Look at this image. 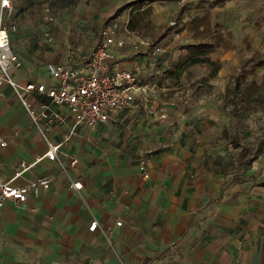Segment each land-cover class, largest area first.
Instances as JSON below:
<instances>
[{
  "label": "crops",
  "instance_id": "1",
  "mask_svg": "<svg viewBox=\"0 0 264 264\" xmlns=\"http://www.w3.org/2000/svg\"><path fill=\"white\" fill-rule=\"evenodd\" d=\"M12 1L8 22L16 27L25 10L17 7L21 0ZM210 1L197 7L191 0L151 2L150 24L157 34L172 16L183 23L155 43L125 28L129 7L123 8L126 43L111 52L117 69H136L140 83L155 89L149 114L136 94L132 108L110 112L95 128L78 125L63 142L72 125L66 106L50 104L68 118L42 134L12 88L0 87L1 176L18 186L48 181L25 202L7 199L0 206V264H264V184H253L252 177L261 154L250 164L239 163L229 180L222 169L234 154L228 150L237 147L223 139L225 88L248 50L264 53V0H219L208 8ZM69 6L48 8L53 17L62 16V24H55L64 35L60 41L40 39L44 62L29 53L31 39H19L24 45L14 52L21 67L12 70L18 85L54 84L46 62L66 63L69 44L93 48L99 29L87 28L85 18L69 27ZM206 9L211 24L223 27L228 47L207 55L219 63L213 75L203 64L184 61V45L192 42L184 25ZM46 140L61 143L65 170L43 157ZM140 159L147 160L143 169ZM22 161L33 165L18 174ZM71 181H80L81 188L70 187ZM94 219L100 228L89 230Z\"/></svg>",
  "mask_w": 264,
  "mask_h": 264
},
{
  "label": "built area",
  "instance_id": "2",
  "mask_svg": "<svg viewBox=\"0 0 264 264\" xmlns=\"http://www.w3.org/2000/svg\"><path fill=\"white\" fill-rule=\"evenodd\" d=\"M12 15L13 1L0 0V87L9 85L12 88L31 123L42 134L46 127L65 123L68 118V115L53 110L50 104L67 107L72 125L63 142L69 139L78 125L95 128L108 120L110 112L132 108L136 94L141 95L144 112L147 114L152 112L149 103L155 96V89L140 83L136 69H117L115 66L111 47H123L126 43L125 38L117 37L119 29L116 23L108 24L99 31L91 50L85 51L79 45L69 44L66 63L46 62L45 70L49 77L55 80L54 84L28 81L18 85L12 77V70L21 67V60L10 43V32L16 29L14 24L8 22ZM45 15L51 19L48 8L45 9ZM42 99H47V102ZM46 143L47 150L43 157L60 162L58 149L61 143L54 144L48 140ZM0 145H5L1 135ZM75 162L76 159L73 158L71 163ZM146 163L145 159H140L138 162L142 169ZM60 164L65 170L63 164L61 162ZM32 165L33 163L22 161L17 173L23 172ZM143 176L147 177V173ZM47 184V179L38 178L25 185H13L0 174V206L7 199L23 203L29 193L37 195L39 186L46 187ZM70 187L79 190L81 182L71 181ZM115 224L120 225L121 221L117 220ZM95 228L100 226L94 219L88 229Z\"/></svg>",
  "mask_w": 264,
  "mask_h": 264
},
{
  "label": "rangeland",
  "instance_id": "3",
  "mask_svg": "<svg viewBox=\"0 0 264 264\" xmlns=\"http://www.w3.org/2000/svg\"><path fill=\"white\" fill-rule=\"evenodd\" d=\"M31 1V2H30ZM53 2H50V0H21L20 3L17 4V7L22 8V10H25V14L22 16V19L20 21V25H17L16 23V31L14 32V41H10L13 50H19V48L23 47L24 43L23 41L19 40L20 38L27 37L28 39H31V47L29 48V53L33 54L36 57V61H39V63L44 62V59H40V49L39 47L42 45L40 42L41 38H47V37H55L54 39H57V41H60L63 39L64 33L60 32V29L55 24L56 21H58L59 25L62 24L61 20H57L58 17L54 15V17L51 15V19L45 15L44 10L46 8H49L50 10L56 11V9L60 5H69L67 10V15L69 17V27L75 26L76 21L79 19H83L86 23L87 28H92L94 31H99L106 25L111 23H116L118 30L120 33L119 36L126 39V35L124 36V30H123V23L124 19L126 17L127 10L126 9H120L117 10L121 5H124L126 3H129L133 0H95L94 2H90L87 5H84L82 2H79V0H52ZM78 1V2H77ZM77 2V3H76ZM192 5L197 7L199 3H201V0H191ZM79 11V12H78ZM102 11V16L100 15V12ZM42 12V13H41ZM82 14H81V13ZM84 13H87L88 16ZM119 15L116 17V15ZM115 16V19H114ZM62 17V16H61ZM60 17V18H61ZM100 19V22L97 25L96 18ZM58 18V19H60ZM103 19V20H102ZM94 20V21H93ZM177 17L169 18L166 20L165 23L161 24L159 28L163 31H160L161 34H157L156 31L158 28L154 29L151 27V29L147 31H140V36H147L150 42H158V40L165 35L169 34V31L174 28L175 26L177 30H180L183 26V23L176 22ZM174 21V22H173ZM13 22V21H12ZM172 22V23H171ZM74 24V25H73ZM76 27V26H75ZM29 31V32H28ZM29 34H27V33ZM46 33V35H45ZM99 33V32H98ZM159 33V32H158ZM24 35V37H22ZM162 35V36H161ZM71 38V36L69 37ZM167 40V38H166ZM29 45V43H28ZM27 46V45H26ZM250 53V50L246 53V56L244 58H241L240 65L238 66V69H235L230 76L232 77V80H230V83L226 85L225 88V94L223 99V107L226 110V116L224 117V128L222 130L223 139L228 140L231 142H234L235 139L240 140V144L237 147H233L232 149L228 150L231 153L230 157L231 159H227V164L222 166V169L225 173L229 174L227 176V179H231V175L235 171L236 167L239 163L244 164H250L252 161L253 153L257 151L258 149L261 150L260 157L257 158L255 164V173L252 175L254 182L253 184H256L258 186H263L264 184V101L261 103H258V101L253 103V106L247 110H245L240 119L236 121V119L233 116V104L231 102L232 96H231V87L233 86L232 83L235 80V78L240 74L242 71V60L245 59ZM39 58V59H38ZM249 65L245 67L247 69ZM23 70V69H21ZM240 80V85L248 84L251 82H255L260 86L259 91L255 92L254 97H259L263 95L264 93V70L257 69L254 74L248 75L245 80ZM229 86V88H228ZM240 86V87H241ZM239 89V88H238ZM229 157V156H228ZM229 190L232 188V181H229ZM252 183V182H251ZM253 184H245V185H253Z\"/></svg>",
  "mask_w": 264,
  "mask_h": 264
},
{
  "label": "trees",
  "instance_id": "4",
  "mask_svg": "<svg viewBox=\"0 0 264 264\" xmlns=\"http://www.w3.org/2000/svg\"><path fill=\"white\" fill-rule=\"evenodd\" d=\"M156 0H133L119 7L117 10L129 7V17L126 28L129 31H147L151 29L150 14L152 8L150 3ZM50 2H53L50 0ZM219 3V0H212L208 3V8ZM185 28L191 33L192 42L185 44L186 50L184 61L187 65L203 64L209 69V75H213L219 68V63L211 61L207 56L216 48L227 49L222 34L223 27L217 23L211 24V14L209 9L203 11L200 16H195L185 23ZM242 71L235 78L231 87V102L233 104V116L238 121L242 113L251 108L253 103L264 101V93L259 97H254L255 92L259 91L260 86L255 82L240 85V80H245L248 75L254 74L256 69L264 70V53L251 51L242 60ZM249 65L247 69L245 67ZM241 86V87H240ZM229 88V86H228ZM239 88V89H238ZM234 146H239L240 140L232 141ZM261 154L258 149L253 153L252 159Z\"/></svg>",
  "mask_w": 264,
  "mask_h": 264
}]
</instances>
